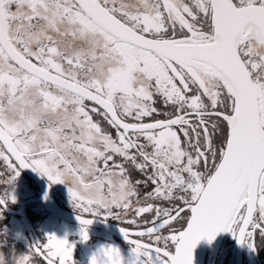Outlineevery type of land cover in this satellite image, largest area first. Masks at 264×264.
<instances>
[{"label":"snow or ice","instance_id":"6c2138e0","mask_svg":"<svg viewBox=\"0 0 264 264\" xmlns=\"http://www.w3.org/2000/svg\"><path fill=\"white\" fill-rule=\"evenodd\" d=\"M0 164L10 186L0 210L30 168L70 185L85 241L100 214L150 225L121 227L128 264H195L198 244L222 232L255 250L264 0H0ZM31 251L75 264L74 245L55 235ZM0 264L34 261L0 253ZM91 264L125 259L109 246Z\"/></svg>","mask_w":264,"mask_h":264},{"label":"rangeland","instance_id":"374dc122","mask_svg":"<svg viewBox=\"0 0 264 264\" xmlns=\"http://www.w3.org/2000/svg\"><path fill=\"white\" fill-rule=\"evenodd\" d=\"M94 119H98V117H94ZM101 124L102 127L106 126L107 129L109 128L106 121L101 120ZM26 174L27 173L23 170L21 175L16 179L15 184L11 186V192L15 196V202H12L11 199H9V202L14 204L17 208H20V206L21 208L23 207L24 214L26 216L27 223L30 226L36 246L46 243L49 235H55L57 238L67 239L69 243L74 245L73 259L75 264H91L92 257L99 253L103 248L109 246L120 248L122 256L125 259V264H128V262L133 259L132 245L117 240V238L110 233L89 227H87L89 238L85 241L81 235L84 228L83 226L68 223L51 215L47 211L43 201L33 202L34 200L40 198L41 192L35 181L28 174ZM45 178V181L49 184L51 196L55 197H53L55 203H60V205L63 206L62 210L79 215V211L74 206V202L69 192L70 185L67 183H52L46 176ZM8 179V170L3 166V164H0L1 195L10 187L7 183ZM139 190L142 191L143 195L148 191H151L152 188H147L142 185ZM153 203L160 204L163 207H168L169 205L168 202L164 201H153ZM25 206L27 213L25 212ZM0 213H2L0 214V253L4 254L6 259L9 260L12 259L13 255L17 258L23 255H30L33 258L34 264H45L42 258L36 257L31 251L33 248L31 236L28 232L26 224L23 222V213L21 214V218L18 216H6L3 212ZM94 218L103 219L109 221L113 225L117 224L125 228H136L142 230V227L144 226L141 224V227L137 228L136 225L122 223L119 219L111 217L105 219L103 214L96 215ZM129 218H132L131 213H129ZM151 218L152 214L149 213L139 219L143 221L151 220ZM177 227H179V225H177ZM33 230L37 232L40 242L37 241V234L34 235ZM221 245L222 242L212 246L210 250H219ZM41 260L44 263H42Z\"/></svg>","mask_w":264,"mask_h":264},{"label":"flooded vegetation","instance_id":"af4514ba","mask_svg":"<svg viewBox=\"0 0 264 264\" xmlns=\"http://www.w3.org/2000/svg\"><path fill=\"white\" fill-rule=\"evenodd\" d=\"M108 129L110 130V132H112L113 137H115V131L111 129L110 126ZM43 177L45 178V176ZM7 206L9 208L8 210L4 208L0 210V212L5 213L6 216H10V217L18 216L21 218L22 213L21 212L16 213L17 211H20L21 206L20 208H17L14 204L10 203L9 201L7 203ZM57 206L63 208V206H61L60 203H58ZM168 207H171V205L169 204ZM25 212L27 213L26 206H25ZM117 226L122 227L120 225ZM127 229L132 232L139 231V229L136 228L135 229L127 228ZM33 234L36 235L37 232L33 230ZM36 237H37V241L40 242V238L38 237V234L36 235ZM134 238H138V237H134ZM220 242H222V245L219 250H210L212 246H215ZM255 243L257 248L253 250L247 244L242 245L241 243H239L238 239L234 237L233 233L224 232L219 238H215L214 241H212L211 243L208 242L206 244L202 255V264H264V240H262L259 237V235H257Z\"/></svg>","mask_w":264,"mask_h":264},{"label":"water","instance_id":"95a60500","mask_svg":"<svg viewBox=\"0 0 264 264\" xmlns=\"http://www.w3.org/2000/svg\"><path fill=\"white\" fill-rule=\"evenodd\" d=\"M24 171L35 181V183L38 185L40 192H41L40 198H38L37 200H34L33 202L43 201L47 211L51 215H53V216H55L61 220H64L68 223L85 227L84 225H82L80 223V220L77 218L79 216L78 214H75L73 212H69L66 210H62V208L57 206V204L53 200V197L51 196V190H50L49 184L47 183V181H45V179L38 172H35L30 168L24 169ZM5 209L8 210L9 209L8 206ZM19 212L23 213V217H22L23 222L26 224L28 232L31 236L32 246L35 247L36 244H35L30 226L27 223V219H26V216L24 214L23 207L21 208L20 211H17L16 213H19ZM88 218H91V217H88ZM92 218H93L94 222L91 225H88L87 227L102 230V231H105L107 233H110L114 237H116L118 240H120L126 244H129L121 232V227L113 225L109 221H106L103 219L94 218V217H92ZM130 232H132V231H130ZM223 233L224 232L218 234L216 238H219ZM132 238H134V237H132ZM207 243H208V240L204 239L198 244L197 248L195 249V252H194L195 264H202V255H203V251H204V248H205Z\"/></svg>","mask_w":264,"mask_h":264},{"label":"trees","instance_id":"16d2710c","mask_svg":"<svg viewBox=\"0 0 264 264\" xmlns=\"http://www.w3.org/2000/svg\"><path fill=\"white\" fill-rule=\"evenodd\" d=\"M104 127L106 128V126H104ZM108 131H110V130L108 129ZM130 178L133 180V182H135L136 180L145 179L143 174H141L138 170H132V172L130 174ZM140 187H142V185ZM147 188H152V187L149 185ZM140 193L142 195V191L141 190H140ZM146 226H150V225H144L143 227H146ZM143 227H142V229H143ZM131 229H135V228H131ZM41 262L44 263L42 260H41Z\"/></svg>","mask_w":264,"mask_h":264}]
</instances>
